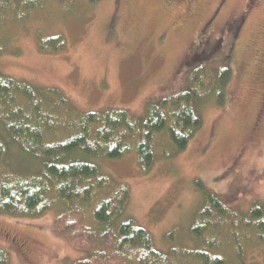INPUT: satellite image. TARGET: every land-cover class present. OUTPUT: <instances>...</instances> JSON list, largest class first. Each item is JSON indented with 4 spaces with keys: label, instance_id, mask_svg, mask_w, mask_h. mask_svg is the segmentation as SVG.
<instances>
[{
    "label": "rangeland",
    "instance_id": "rangeland-1",
    "mask_svg": "<svg viewBox=\"0 0 264 264\" xmlns=\"http://www.w3.org/2000/svg\"><path fill=\"white\" fill-rule=\"evenodd\" d=\"M59 6L5 20L0 71L60 89L82 113L124 109L143 118L149 103L204 75L198 68L210 75L231 71L220 95L202 78L201 126L184 150L175 151L160 133L148 173L133 153L99 167L127 185L124 218L148 232L162 257L149 256L146 264H205L203 257L207 264H264V234L241 226L251 207H264V0H78L70 12ZM54 36L63 38L64 50L39 52L38 37ZM204 192L238 215L233 228L214 215L204 234L192 233ZM64 206L57 201L36 218L0 215V248L10 264H81L93 249L110 248L90 242L89 207L72 208L76 236L56 234L54 223H71L60 216ZM128 253L133 261L110 253L90 264H142Z\"/></svg>",
    "mask_w": 264,
    "mask_h": 264
},
{
    "label": "trees",
    "instance_id": "trees-1",
    "mask_svg": "<svg viewBox=\"0 0 264 264\" xmlns=\"http://www.w3.org/2000/svg\"><path fill=\"white\" fill-rule=\"evenodd\" d=\"M55 2L70 12L78 0H0V28L8 18L22 21L31 12ZM41 39H37L39 52L65 48L61 36ZM205 68H198L204 70L203 77H192L184 91L149 103L143 118L124 109L82 113L60 89L40 87L0 71V215L36 218L59 201L65 205L60 216L71 223H54L53 230L58 235L65 232L74 237L78 227L72 208L83 211L89 207L93 220L88 228L93 232L90 242L94 247L96 242V246L109 244L110 248L104 252L93 249L81 264H90L106 255L109 260L110 253L123 257V253L135 252L142 264H146L149 256L152 261L162 259L152 249L148 232L124 218L129 201L127 185L101 174L99 162L133 153L140 170L148 173L153 163L152 143L160 133H166L175 151L184 150L201 126L202 78H210L212 90L220 95L231 74L224 68V72L210 75ZM11 153L17 155L15 162ZM14 163L28 171L16 170ZM33 167L36 169L30 170ZM203 195L206 206L199 211L198 224L192 233L196 237L204 234L205 222L214 215L224 217L233 228L234 217L238 215L212 194ZM244 218L242 227L259 236L264 234L263 206L251 207ZM60 226L72 227L73 231ZM128 258L129 255L125 259ZM202 260L207 264L204 257ZM214 263L222 261L216 259ZM0 264H10L8 253L2 248Z\"/></svg>",
    "mask_w": 264,
    "mask_h": 264
},
{
    "label": "bare ground",
    "instance_id": "bare-ground-1",
    "mask_svg": "<svg viewBox=\"0 0 264 264\" xmlns=\"http://www.w3.org/2000/svg\"><path fill=\"white\" fill-rule=\"evenodd\" d=\"M189 221V220H188ZM126 249V248H125Z\"/></svg>",
    "mask_w": 264,
    "mask_h": 264
}]
</instances>
